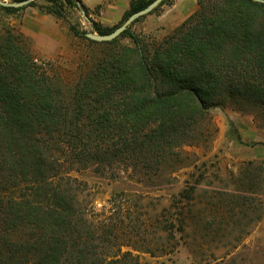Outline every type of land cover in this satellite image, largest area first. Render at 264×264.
<instances>
[{
  "label": "trees",
  "instance_id": "obj_1",
  "mask_svg": "<svg viewBox=\"0 0 264 264\" xmlns=\"http://www.w3.org/2000/svg\"><path fill=\"white\" fill-rule=\"evenodd\" d=\"M40 1L47 4L32 0L24 6L62 18L60 6L64 1L89 14L81 0ZM151 1L130 0L119 24ZM197 3L198 8L172 34L151 45V55L145 53L148 46L145 49L129 28L120 36L128 34L133 46L116 45L118 37L91 40L85 31L70 25L90 51L80 56L74 78L66 83L58 79L62 75L54 63L34 61L32 46L22 33L2 24L0 264L71 263L68 241L73 235L78 236L76 244H83L78 248L77 262L91 246L81 243L78 235L86 214L79 209V224H73L75 210L68 206L70 195L65 188L54 186L48 175L61 165L56 155H68V160L75 161L85 153L107 159L135 150L159 154L168 135L185 123L196 122L217 96L242 95L264 105V3ZM0 7L12 12L23 6ZM91 23L99 34L119 25ZM98 45L109 48L98 50ZM71 106L73 117H68ZM45 198L49 203H43ZM112 206L119 207L115 202ZM131 260L135 255L124 251L100 264Z\"/></svg>",
  "mask_w": 264,
  "mask_h": 264
},
{
  "label": "rangeland",
  "instance_id": "obj_2",
  "mask_svg": "<svg viewBox=\"0 0 264 264\" xmlns=\"http://www.w3.org/2000/svg\"><path fill=\"white\" fill-rule=\"evenodd\" d=\"M174 1L158 4L127 27L148 46L145 53L151 55V45L174 32L150 18ZM60 8L62 18L44 12L58 23L57 30L46 29L35 39L21 29L22 19L39 10L34 6L12 12L0 7V28L4 24L22 33L34 61L54 63L65 82L74 78L80 56L90 51L70 25L93 31V19L86 21L64 1ZM121 20L111 25L94 21L114 26ZM120 35L116 45H134L128 34ZM67 112L73 117L72 106ZM168 137L159 154L135 150L107 159L85 153L75 161L56 155L61 165L48 175L70 195L73 224H79V209L86 214L78 235L91 245L77 262L83 244H76L78 236L69 237L67 264H100L124 251L135 255L125 264H264V105L225 93L196 122Z\"/></svg>",
  "mask_w": 264,
  "mask_h": 264
},
{
  "label": "crops",
  "instance_id": "obj_3",
  "mask_svg": "<svg viewBox=\"0 0 264 264\" xmlns=\"http://www.w3.org/2000/svg\"><path fill=\"white\" fill-rule=\"evenodd\" d=\"M88 8V16L103 24H114L121 20L129 8L130 0H81ZM197 8L196 0H175L161 14L150 17L168 28H175ZM34 10V9H33ZM150 19V20H151ZM45 23L48 26H45ZM58 23L44 12L34 10L22 19L21 29L32 38L47 30H57Z\"/></svg>",
  "mask_w": 264,
  "mask_h": 264
},
{
  "label": "water",
  "instance_id": "obj_4",
  "mask_svg": "<svg viewBox=\"0 0 264 264\" xmlns=\"http://www.w3.org/2000/svg\"><path fill=\"white\" fill-rule=\"evenodd\" d=\"M30 0H21L17 2H6L4 0H0V5L2 6H12V7H21L24 5H27ZM163 0H152L149 4H147L145 7L142 9H139L137 11L132 12L127 16V18L118 26H116L112 31L105 33V34H99L93 31H87L85 33L86 37L91 39V40H96V41H110L116 37H118L128 26L131 22H133L135 19L138 17L145 15L152 11L158 4H160ZM259 2L264 3V0H256ZM82 17L90 22V18L88 15L85 13L84 10L80 11Z\"/></svg>",
  "mask_w": 264,
  "mask_h": 264
}]
</instances>
